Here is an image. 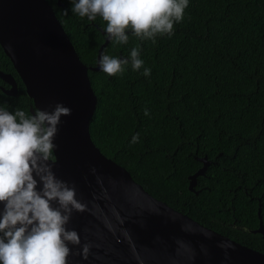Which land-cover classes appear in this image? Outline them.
<instances>
[{"label":"trees","instance_id":"obj_1","mask_svg":"<svg viewBox=\"0 0 264 264\" xmlns=\"http://www.w3.org/2000/svg\"><path fill=\"white\" fill-rule=\"evenodd\" d=\"M46 1L80 61L94 67L105 22L76 16L70 0ZM133 46L148 77L130 64L112 76L88 70L97 99L92 142L154 198L264 254L261 235L249 232L259 226V207L264 226V0H189L171 36L153 43L129 35L102 53L127 57ZM0 71L17 77L1 47ZM19 82L21 93H0V103L31 112ZM204 156L212 163L195 194L188 178Z\"/></svg>","mask_w":264,"mask_h":264},{"label":"water","instance_id":"obj_2","mask_svg":"<svg viewBox=\"0 0 264 264\" xmlns=\"http://www.w3.org/2000/svg\"><path fill=\"white\" fill-rule=\"evenodd\" d=\"M58 5L63 6L61 0ZM101 33L105 41L96 65L87 67L46 0H0V47L33 102L30 111H50L57 103L71 110L61 115L51 160L82 204L67 224L79 237V243H69L68 264H264L263 253L151 196L92 142L89 124L97 99L88 70L101 71L98 60L110 41ZM0 78L16 89L10 74L0 71ZM198 160L201 168L188 178L195 194L197 178L212 163L206 156ZM258 216V228L249 232L264 240L260 207Z\"/></svg>","mask_w":264,"mask_h":264},{"label":"clouds","instance_id":"obj_3","mask_svg":"<svg viewBox=\"0 0 264 264\" xmlns=\"http://www.w3.org/2000/svg\"><path fill=\"white\" fill-rule=\"evenodd\" d=\"M188 5L189 0H70L72 13L87 21L100 17L107 38L118 44H127L129 35L153 43L171 36ZM98 64L109 76L129 64L145 77L151 73L138 46L127 57L102 53ZM70 111L60 103L33 112L0 103V264H68L69 243H79L67 224L82 204L51 163L61 115Z\"/></svg>","mask_w":264,"mask_h":264},{"label":"flooded vegetation","instance_id":"obj_4","mask_svg":"<svg viewBox=\"0 0 264 264\" xmlns=\"http://www.w3.org/2000/svg\"><path fill=\"white\" fill-rule=\"evenodd\" d=\"M1 72H3V71H1ZM16 72V71H15ZM4 74H10L11 76H12V78H13V80H14V82H15V84H16V89L14 90L13 88H12V85L11 84H9L7 81H5V80H3L2 78H0V81H1V83H0V93H3V95H5L6 97H16V96H18L19 95V93H21V85H20V82L19 81H21V79L19 78V76H18V74H17V77L16 76H14L13 74H11V73H5V72H3ZM21 83H22V81H21ZM23 84V83H22ZM24 86V85H23ZM11 92V94L12 95H8V94H6L5 92ZM14 94V95H13ZM33 104V103H32ZM36 110V109H35Z\"/></svg>","mask_w":264,"mask_h":264}]
</instances>
